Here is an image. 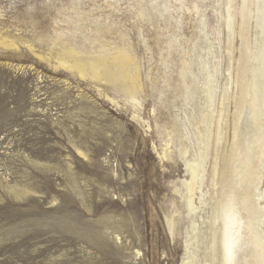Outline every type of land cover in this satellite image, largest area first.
<instances>
[{
	"label": "rangeland",
	"instance_id": "1",
	"mask_svg": "<svg viewBox=\"0 0 264 264\" xmlns=\"http://www.w3.org/2000/svg\"><path fill=\"white\" fill-rule=\"evenodd\" d=\"M223 1L0 0V38L19 46L0 48V264L213 263ZM57 30L96 54L128 47L139 102L54 68ZM208 137L190 193L188 166Z\"/></svg>",
	"mask_w": 264,
	"mask_h": 264
},
{
	"label": "bare ground",
	"instance_id": "2",
	"mask_svg": "<svg viewBox=\"0 0 264 264\" xmlns=\"http://www.w3.org/2000/svg\"><path fill=\"white\" fill-rule=\"evenodd\" d=\"M81 1L71 0L74 5ZM223 2L229 66L215 141L212 264H264V0ZM213 30L219 40L220 30ZM55 32L48 37L53 46H60L54 68L76 73L81 79L113 84L139 102V66L128 47L102 44L101 53L96 54L91 48L71 45L59 30ZM85 40L92 44L97 39ZM0 48L14 50L19 46L16 40L1 37ZM219 64L213 67L216 75ZM211 94L210 90V100ZM210 139L204 154L188 166L191 178L186 188L190 193L203 177ZM189 205H194L191 196Z\"/></svg>",
	"mask_w": 264,
	"mask_h": 264
}]
</instances>
